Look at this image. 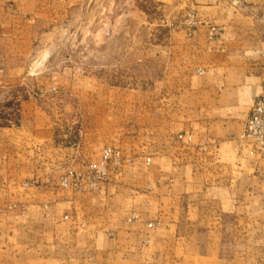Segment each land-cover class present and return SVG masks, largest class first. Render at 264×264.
<instances>
[{"label":"crops","instance_id":"obj_1","mask_svg":"<svg viewBox=\"0 0 264 264\" xmlns=\"http://www.w3.org/2000/svg\"><path fill=\"white\" fill-rule=\"evenodd\" d=\"M184 6L190 45L139 92L30 75L41 16L0 0V112L17 107L0 126V264H264V151L243 135L264 95V0ZM106 147L132 159L118 177L59 186Z\"/></svg>","mask_w":264,"mask_h":264},{"label":"rangeland","instance_id":"obj_2","mask_svg":"<svg viewBox=\"0 0 264 264\" xmlns=\"http://www.w3.org/2000/svg\"><path fill=\"white\" fill-rule=\"evenodd\" d=\"M27 3L41 16L38 40L31 47L30 75L47 68L70 73L76 83L92 78L127 91L148 92L158 87L167 58L174 56L170 53L190 45L197 26V20L193 27L188 23L187 16L194 13L187 11L185 0ZM16 110L9 115L0 112V123L17 125ZM74 131L76 141L81 132L79 118Z\"/></svg>","mask_w":264,"mask_h":264},{"label":"built area","instance_id":"obj_3","mask_svg":"<svg viewBox=\"0 0 264 264\" xmlns=\"http://www.w3.org/2000/svg\"><path fill=\"white\" fill-rule=\"evenodd\" d=\"M187 20L192 27L196 24L194 14L188 15ZM215 34V28L210 27L207 32L208 39H212ZM260 56L264 58V50L260 52ZM243 135L255 148L264 151V95L254 101L244 125ZM131 163L132 159L126 157L120 150L106 147L99 159L86 165L82 171L67 172L61 176L59 186L63 189L71 188L76 195L98 193L107 183L120 175L123 167ZM135 220L136 217L132 215L129 222ZM148 227L152 225L149 224Z\"/></svg>","mask_w":264,"mask_h":264},{"label":"bare ground","instance_id":"obj_4","mask_svg":"<svg viewBox=\"0 0 264 264\" xmlns=\"http://www.w3.org/2000/svg\"><path fill=\"white\" fill-rule=\"evenodd\" d=\"M47 58V56H44V59H43V61L42 62H44L45 61V59ZM43 64V63H42ZM39 65V64H38ZM39 67V66H38Z\"/></svg>","mask_w":264,"mask_h":264},{"label":"trees","instance_id":"obj_5","mask_svg":"<svg viewBox=\"0 0 264 264\" xmlns=\"http://www.w3.org/2000/svg\"><path fill=\"white\" fill-rule=\"evenodd\" d=\"M0 126H4V124H1V123H0Z\"/></svg>","mask_w":264,"mask_h":264}]
</instances>
